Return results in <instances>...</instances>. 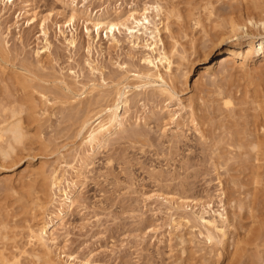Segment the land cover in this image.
<instances>
[{"label": "rangeland", "instance_id": "obj_1", "mask_svg": "<svg viewBox=\"0 0 264 264\" xmlns=\"http://www.w3.org/2000/svg\"><path fill=\"white\" fill-rule=\"evenodd\" d=\"M243 3L0 0V130L23 127L0 138V260L264 264V159L249 143L264 60L225 66L239 39L216 46L232 19L264 16V0ZM45 222L43 245L30 233Z\"/></svg>", "mask_w": 264, "mask_h": 264}, {"label": "bare ground", "instance_id": "obj_2", "mask_svg": "<svg viewBox=\"0 0 264 264\" xmlns=\"http://www.w3.org/2000/svg\"><path fill=\"white\" fill-rule=\"evenodd\" d=\"M243 3L244 6L246 7L245 9L247 10L248 8L251 9L253 7H251V5L253 6L254 3L256 2V0H243ZM251 7V8H250ZM256 8H257V5H256ZM248 11V10H247ZM253 12V11H250V13ZM249 13V11H248ZM255 14L256 13H253L251 15H248L247 17V21H244V20H241L243 19L242 18H239L240 20H237V19H232L231 21H229L228 23H230V26H229V30L228 31H224L219 34V38H218V43L216 44V46H220L223 42H225L228 38L232 37V36H236L237 39H239V41L237 42V44L239 46L236 47V45H230V47H228L221 55H220V61L219 63L220 64H223V65H239V67L242 69V70H247L249 69V63L250 61L254 60L256 57H263V60H264V35L262 32H252L253 30H251V32L249 31V25L251 26H254V29L257 28L256 30H261L264 29V16L260 18L261 14L260 13H257V14H260V16L258 17V19L255 18ZM74 16V15H73ZM245 19V18H244ZM256 19V20H255ZM117 22H112V21H109V24L110 25V28L113 29L117 24ZM102 25V24H101ZM108 27V26H107ZM227 27V26H226ZM116 28V27H115ZM228 28V27H227ZM225 30H227L225 27H224ZM255 31V30H254ZM229 34V35H228ZM232 34V35H230ZM228 35V36H227ZM246 38V47L247 48H244L242 47L243 46V42L241 41L242 38ZM216 42V41H215ZM155 43H156V40H155ZM214 45V44H213ZM214 49V48H213ZM213 49L209 50V53L211 51H213ZM207 56H209L210 54H208V52L206 53ZM165 56V55H164ZM162 59V58H160ZM166 61L168 62V65L171 64V61L170 59H168V57L165 58ZM163 60V59H162ZM169 60V61H168ZM241 60V61H239ZM212 69H214V65L212 64H209L207 65V67L204 68L203 72H209L211 71ZM189 71V70H188ZM187 71V72H188ZM156 73H153L154 75L160 77V78H164L162 77V74L159 73L158 70L155 71ZM152 74V75H153ZM257 90V88H256ZM260 90V89H259ZM262 92V91H261ZM260 92V94H261ZM221 93H224V91ZM257 94H259L258 92H256ZM220 94V93H219ZM226 94V93H225ZM256 94V96H257ZM263 94H264V89H263ZM124 93H119V96L117 98V101L115 100L116 104L110 109V114L108 116L107 119H103V120H100L98 121L94 126H92L91 128H89V131H88V137L91 139V140H100L99 136L101 135V137H103L105 135V132L107 130L110 129V125L113 124L114 120H116V116H117V108H118V105L126 100H124L125 98L123 97ZM222 96V95H221ZM229 97V96H228ZM260 97V95H259ZM226 98V97H225ZM262 98V97H261ZM220 99V98H219ZM231 99V98H230ZM260 99V98H258ZM214 100V99H213ZM224 100V98H223ZM255 100V99H254ZM220 101V100H219ZM256 101V100H255ZM263 101L262 103H264V97L263 99L261 100ZM218 102V101H217ZM260 102V101H259ZM257 101V103H259ZM225 105L228 104V103H231L230 100H225L223 102ZM221 103V104H223ZM219 104V102H218ZM232 104V103H231ZM262 105V106H261ZM259 103V105H257L256 107H258L261 111H259L256 115H255V120L254 122L252 123L253 124V138L252 140L250 139L251 142L250 143V147L251 149H253L255 151V154H254V159L256 161H259L262 159H264V139H261V134L263 133L264 131V106L263 104ZM224 106V105H223ZM256 107H254L256 109ZM226 108V106H225ZM257 112V110H256ZM260 116V117H259ZM13 123V122H12ZM10 123V124H12ZM17 124V122H15ZM16 124H12L10 125L9 127L7 128H2L4 131H8L10 133L13 134V137L18 140L20 137H22L21 135V128H23L21 125H16ZM21 124V123H20ZM252 126V125H251ZM1 129V130H2ZM263 131H262V130ZM0 130V138H2V136L5 134L4 131L2 130L1 132ZM24 130V129H23ZM9 133V134H10ZM100 134V135H99ZM99 135V136H98ZM250 137V136H249ZM11 139V138H10ZM14 139V140H15ZM89 139V140H90ZM12 140V139H11ZM10 140V141H11ZM8 141V142H10ZM20 141V139H19ZM248 142V141H247ZM12 143V141H11ZM11 143L9 145H11ZM14 143V142H13ZM21 143V142H20ZM241 145V144H239ZM13 146V144H12ZM13 148V147H12ZM11 149V147H10ZM252 156V155H251ZM258 166V165H257ZM258 168V167H257ZM258 173V172H257ZM63 202L61 201L60 205L61 207H59L60 211L63 209L64 206H66L68 204V202H73V198H72V195L71 193L69 192H66L65 193V197L62 199ZM236 205V204H235ZM251 207V206H250ZM238 209V207H237ZM236 213V212H235ZM235 216V215H234ZM50 223V222H49ZM49 223L48 222H45L41 225V227L39 229H33L31 228V236L34 239H36L35 241H38L39 244H45V234L47 233V228L49 226ZM233 223V222H232ZM222 231V230H221ZM241 241V240H240ZM239 242V240H238ZM240 244H242L240 242ZM238 247V246H237ZM242 249V248H241ZM238 248H236L234 251L237 252ZM233 253V252H232ZM2 254V252H1ZM235 254V253H234ZM46 255V254H45ZM48 256V254L46 255V257ZM232 256V255H231ZM3 257V258H2ZM4 258H7L6 256L4 257V254L3 256L1 255L0 259H4ZM49 258H51V256H49ZM74 258V257H72ZM76 258V257H75ZM236 258V257H235ZM234 258V259H235ZM9 259V257H8ZM7 259V260H8ZM11 259V258H10ZM48 259V258H47ZM237 259V258H236ZM0 260V262H3ZM5 260V259H4ZM6 260V261H7ZM5 261V262H6ZM49 262H53L51 259H48ZM74 261V260H73ZM81 262V261H80ZM56 263V262H54ZM5 264V263H4ZM53 264V263H51Z\"/></svg>", "mask_w": 264, "mask_h": 264}]
</instances>
